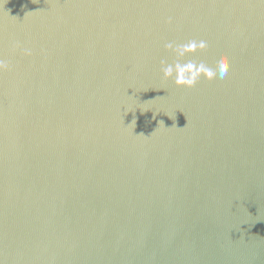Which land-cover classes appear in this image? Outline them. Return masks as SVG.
<instances>
[{
  "label": "water",
  "instance_id": "obj_1",
  "mask_svg": "<svg viewBox=\"0 0 264 264\" xmlns=\"http://www.w3.org/2000/svg\"><path fill=\"white\" fill-rule=\"evenodd\" d=\"M0 60V264H264V0H0Z\"/></svg>",
  "mask_w": 264,
  "mask_h": 264
},
{
  "label": "clouds",
  "instance_id": "obj_2",
  "mask_svg": "<svg viewBox=\"0 0 264 264\" xmlns=\"http://www.w3.org/2000/svg\"><path fill=\"white\" fill-rule=\"evenodd\" d=\"M207 48L208 43L203 39H192L186 43L176 45L171 42L167 43L165 45L166 51L173 53L177 59L172 64L161 61V71L164 79L171 80L174 77V84L177 88L192 89L201 78L208 81L226 78L231 68V61L227 54L219 55L218 60L201 59L199 61L180 62L185 57H194L197 53H205ZM25 54L30 53L26 51ZM8 68V63L0 60V70H8Z\"/></svg>",
  "mask_w": 264,
  "mask_h": 264
}]
</instances>
